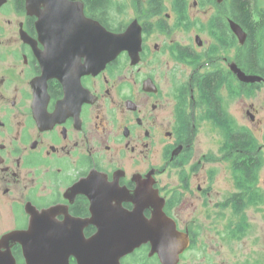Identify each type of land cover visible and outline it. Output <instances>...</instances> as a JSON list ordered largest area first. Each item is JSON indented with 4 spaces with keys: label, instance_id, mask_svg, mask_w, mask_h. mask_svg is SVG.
I'll return each instance as SVG.
<instances>
[{
    "label": "flooded vegetation",
    "instance_id": "1",
    "mask_svg": "<svg viewBox=\"0 0 264 264\" xmlns=\"http://www.w3.org/2000/svg\"><path fill=\"white\" fill-rule=\"evenodd\" d=\"M67 1L83 17L47 39L25 0L0 6L17 18L0 25V264H100L96 224L133 220L145 241L111 264H264L245 215L264 210V0H130L126 24L112 0ZM84 19L136 22L133 62L89 64Z\"/></svg>",
    "mask_w": 264,
    "mask_h": 264
},
{
    "label": "water",
    "instance_id": "2",
    "mask_svg": "<svg viewBox=\"0 0 264 264\" xmlns=\"http://www.w3.org/2000/svg\"><path fill=\"white\" fill-rule=\"evenodd\" d=\"M7 0H0L2 6ZM221 2V0H217ZM26 13L29 16L37 17L38 24H41L43 31L40 35L47 39V35L51 33L54 23L65 22V35L72 37L69 31L71 24L78 22L83 17L82 6L79 3H71L67 0H25ZM43 6L44 10L39 11V7ZM79 7V9H78ZM86 29L89 32V43L86 44L83 56L89 64H108L115 60L121 53L126 52L129 59L133 62V58L138 55L140 50V30L136 22H131L121 33H111L98 23L92 20H85ZM26 36V35H25ZM23 40L30 42L29 38L22 36ZM31 43V42H30ZM34 46L33 43H31ZM50 44H45L46 51L43 53L41 64H50ZM70 52V51H68ZM161 216L160 211L155 216ZM158 216L154 217L153 223L149 225L151 228H159ZM99 228L98 233L90 239V258L88 260L98 262L100 264H111L118 258L132 249L139 246L144 239L142 234L143 228L140 224H136L133 220L131 228L125 226H104L96 224ZM132 230V234H129ZM112 238L113 242L107 241Z\"/></svg>",
    "mask_w": 264,
    "mask_h": 264
},
{
    "label": "rangeland",
    "instance_id": "3",
    "mask_svg": "<svg viewBox=\"0 0 264 264\" xmlns=\"http://www.w3.org/2000/svg\"><path fill=\"white\" fill-rule=\"evenodd\" d=\"M8 6H6V8L0 12V25L2 24L3 20H10L11 22H14V20H16L17 18L15 17V15L13 14L14 11L13 9L7 8ZM200 10V9H199ZM110 16L112 17V19L114 20L113 22L116 23H121V24H126L131 20L132 17V10H131V1L130 0H112V6L110 9ZM17 32H15L16 34ZM1 39V38H0ZM262 178L261 180L263 181V185H264V167L262 170ZM221 176L219 178V180H221ZM221 186H219V189H223L224 187H226L223 183H221ZM246 217L248 216L250 218L251 222V227H257L259 225H261L263 228L261 230V236H264V210L260 211V212H255L253 210H249L247 214H245ZM245 220H247V218H245ZM252 222H256L252 224ZM222 222H219L218 225V236L220 237H225L226 235V228L222 227ZM253 230V229H252ZM251 230V231H252ZM258 229L255 228V233L250 232V236H255L257 235Z\"/></svg>",
    "mask_w": 264,
    "mask_h": 264
},
{
    "label": "trees",
    "instance_id": "4",
    "mask_svg": "<svg viewBox=\"0 0 264 264\" xmlns=\"http://www.w3.org/2000/svg\"><path fill=\"white\" fill-rule=\"evenodd\" d=\"M13 1L15 2L16 6L18 7V9H20L21 6H22L21 4L23 3L22 2L23 0H13ZM235 5L236 6L239 5V7L242 8L243 7V2L241 0H238V1L235 2Z\"/></svg>",
    "mask_w": 264,
    "mask_h": 264
}]
</instances>
